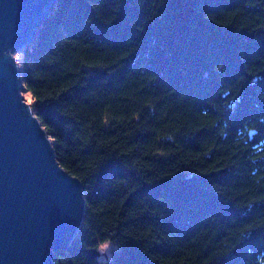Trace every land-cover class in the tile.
<instances>
[{
  "label": "trees",
  "instance_id": "16d2710c",
  "mask_svg": "<svg viewBox=\"0 0 264 264\" xmlns=\"http://www.w3.org/2000/svg\"><path fill=\"white\" fill-rule=\"evenodd\" d=\"M16 55L84 186L53 264H264V0H58Z\"/></svg>",
  "mask_w": 264,
  "mask_h": 264
},
{
  "label": "water",
  "instance_id": "95a60500",
  "mask_svg": "<svg viewBox=\"0 0 264 264\" xmlns=\"http://www.w3.org/2000/svg\"><path fill=\"white\" fill-rule=\"evenodd\" d=\"M57 1L0 0V264H53L54 252L70 246L84 221L83 183L60 164L26 99L16 56Z\"/></svg>",
  "mask_w": 264,
  "mask_h": 264
},
{
  "label": "clouds",
  "instance_id": "9594fccd",
  "mask_svg": "<svg viewBox=\"0 0 264 264\" xmlns=\"http://www.w3.org/2000/svg\"><path fill=\"white\" fill-rule=\"evenodd\" d=\"M257 135V130L255 128H248V139L253 140L255 136ZM254 149H256L258 152L261 149V144L257 143L253 145ZM110 242L107 239L101 240L97 244V250L99 253L103 254L106 252V250L109 248Z\"/></svg>",
  "mask_w": 264,
  "mask_h": 264
},
{
  "label": "rangeland",
  "instance_id": "374dc122",
  "mask_svg": "<svg viewBox=\"0 0 264 264\" xmlns=\"http://www.w3.org/2000/svg\"><path fill=\"white\" fill-rule=\"evenodd\" d=\"M17 56V55H16ZM25 96H26V99L28 102L31 103V98H30V95L28 93L25 92ZM110 242V246L109 248L106 250L105 253L101 254V260L104 262L108 259V257H111L113 255V250H114V247H115V244H113V242L109 241Z\"/></svg>",
  "mask_w": 264,
  "mask_h": 264
}]
</instances>
